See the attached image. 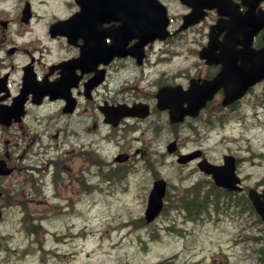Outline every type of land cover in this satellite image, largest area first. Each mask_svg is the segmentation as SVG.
Returning <instances> with one entry per match:
<instances>
[{
	"label": "flooded vegetation",
	"instance_id": "af4514ba",
	"mask_svg": "<svg viewBox=\"0 0 264 264\" xmlns=\"http://www.w3.org/2000/svg\"><path fill=\"white\" fill-rule=\"evenodd\" d=\"M159 1L167 17L165 36L147 41L142 48L136 49L141 52L140 57L130 53L135 37L116 38L112 28L99 29L93 22L78 20L68 34H52L49 30L52 21L65 19L79 9L75 0L67 1L65 14L54 15L44 24L41 35L34 32L31 0L0 1V113L7 110L17 95L24 98L21 118H12L8 125L0 121V131L23 126L30 114L44 127L47 120L56 127L58 117L62 118L51 134L52 138L63 134L61 143H49L44 155L35 159L39 164L34 165L41 164V169L49 176L47 190L55 194L61 186L71 193L89 190L95 186L92 177H98V171L104 167L108 168L104 177L112 183L127 173L125 164L129 161H139L144 155L156 158L151 149L157 152L158 146L169 141L175 142L177 149L173 152L176 155L188 152L194 147L181 146L183 141L190 136L202 137V132L213 127L223 128L227 123L226 115L240 111L243 100L253 107L259 95L264 94L259 90V83L264 81L256 82L248 86L239 99L222 105L224 93L223 87H219L194 115L171 120L169 108L158 106L157 91L170 87L185 94L191 84L198 85L213 78L222 68L232 80L237 73L234 67L247 59H243L241 36L231 42L227 40L223 20L239 17L250 9L253 23L258 24L259 17H264V0ZM26 2L30 4L28 16L23 12ZM189 14V23H185ZM115 23L110 19L102 25L113 27ZM263 44L264 27L257 29L250 41L253 49ZM115 45L122 53L113 52ZM26 76L36 83L43 82L45 93L35 97L40 90L34 91L30 85L23 87ZM186 103L185 100L170 101L171 105L186 106ZM129 106L136 107L133 115L119 114L115 125L105 122L103 107L116 112ZM77 127L93 134L92 137L88 141L79 139L77 136L82 130ZM129 133L140 143L133 150H130ZM33 142L28 140L25 146L32 147ZM104 145L114 150L111 160L99 156ZM2 157L14 170L8 161L10 155L1 148ZM202 157H205L203 150L199 157L183 165L176 164L187 166L193 173L198 171L196 163ZM147 159L148 156L142 162L146 163ZM84 163L86 172L83 171ZM34 165L31 169L36 168ZM92 165L95 170L89 168Z\"/></svg>",
	"mask_w": 264,
	"mask_h": 264
},
{
	"label": "rangeland",
	"instance_id": "374dc122",
	"mask_svg": "<svg viewBox=\"0 0 264 264\" xmlns=\"http://www.w3.org/2000/svg\"><path fill=\"white\" fill-rule=\"evenodd\" d=\"M46 1L44 5L32 0L41 15L33 24L38 35L53 13L67 12L66 0ZM259 85L264 91V82ZM242 102L240 118L229 113L223 129L213 127L197 141L194 137L181 146L197 145L211 160L233 154L244 183L264 188V106L254 114L247 101ZM61 120L58 117L56 123L60 125ZM56 127L50 120L44 127L30 114L23 126L0 131V150L8 152L14 168L0 177V264H264V228L255 213L229 207L193 220L170 206L177 191L205 176L177 165L174 156L161 153L162 149L156 158L144 155L139 161H129L127 173L112 183L106 181L108 168L104 167L98 177H92L95 186L89 190L71 193L62 186L57 194L47 190L43 166L34 164H39L35 159L44 155L46 145L61 143L63 134L51 137ZM92 135L82 130L77 137L88 141ZM31 139L33 146L28 148L25 143ZM132 145L131 150L135 142ZM113 153L104 145L99 156L111 160ZM32 165L36 168L29 169ZM89 168L96 169L94 165ZM157 173L167 180L166 207L146 223L145 201Z\"/></svg>",
	"mask_w": 264,
	"mask_h": 264
},
{
	"label": "water",
	"instance_id": "95a60500",
	"mask_svg": "<svg viewBox=\"0 0 264 264\" xmlns=\"http://www.w3.org/2000/svg\"><path fill=\"white\" fill-rule=\"evenodd\" d=\"M81 6H89L90 4H93V11L99 15L101 21L102 15L106 16L110 14V10L114 11V18L122 20V8L121 3L119 0H76ZM114 3L112 6L110 4ZM145 4V3H144ZM131 10L129 12L131 18H135L139 16L138 10L133 9V6L135 3L131 2ZM147 6H150L151 3L147 2ZM134 26V22L132 23ZM116 32H124V26L123 23L115 28ZM229 34V33H228ZM230 36V35H228ZM246 43V41H245ZM244 48H247L244 46ZM264 49V48H263ZM262 49V50H263ZM264 52V51H259ZM252 68H254V65H251ZM264 77V62L259 63L257 70L255 68L253 69V72L250 73L249 78L243 83V86L240 87L238 84L236 85V88L228 89L229 91L226 92V94L230 95L228 98L224 99V102L231 101L233 98L238 97L244 92V89L247 85L253 83L257 79H261ZM224 83L223 80L220 79L219 76L215 77L213 80L205 84V88H201V96L197 97V103L195 104V108L202 105L206 98H209L211 96V93L213 91L214 87H217L218 85H222ZM195 99L191 97V100ZM188 112L192 113L193 109H188ZM169 148H173L172 146H169ZM198 154L197 152L190 153L189 155L183 156L182 158H179V161H185L189 159L190 157ZM223 163L222 164H213L205 159L201 161L199 164L200 168L210 173L215 184L222 186L224 188H227L229 190H241V187L238 185L240 179L235 173V163H234V157L232 155H224L223 156ZM4 173L8 172V170H3ZM165 192V181L161 178L155 179L152 183V188L149 191L148 198H147V205L144 210V218L147 222L151 221L156 217V215L159 213L161 207H162V196ZM247 195L249 199L251 200L255 210L260 215L261 219L264 223V190L257 191L254 188H249L247 190ZM1 215V213H0Z\"/></svg>",
	"mask_w": 264,
	"mask_h": 264
},
{
	"label": "trees",
	"instance_id": "16d2710c",
	"mask_svg": "<svg viewBox=\"0 0 264 264\" xmlns=\"http://www.w3.org/2000/svg\"><path fill=\"white\" fill-rule=\"evenodd\" d=\"M207 189L194 184L180 194L177 203L182 206L185 216L188 218H197L201 213L207 211H220L229 207L240 209H251L249 201L245 195L236 192H229L225 189L215 186L212 181L206 184Z\"/></svg>",
	"mask_w": 264,
	"mask_h": 264
},
{
	"label": "bare ground",
	"instance_id": "6f19581e",
	"mask_svg": "<svg viewBox=\"0 0 264 264\" xmlns=\"http://www.w3.org/2000/svg\"><path fill=\"white\" fill-rule=\"evenodd\" d=\"M72 137V136H71ZM77 140V139H76ZM97 140H99V138L97 139Z\"/></svg>",
	"mask_w": 264,
	"mask_h": 264
}]
</instances>
